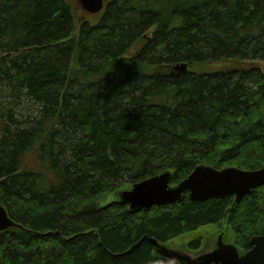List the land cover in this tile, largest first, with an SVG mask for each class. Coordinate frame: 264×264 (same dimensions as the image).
Returning a JSON list of instances; mask_svg holds the SVG:
<instances>
[{
    "label": "trees",
    "instance_id": "obj_1",
    "mask_svg": "<svg viewBox=\"0 0 264 264\" xmlns=\"http://www.w3.org/2000/svg\"><path fill=\"white\" fill-rule=\"evenodd\" d=\"M0 86L39 105L0 121V204L21 226L0 264H168L147 240L126 252L209 226L243 252L264 235V186L233 210L118 200L168 171L176 186L202 164L264 167V0H108L95 23L68 0H0Z\"/></svg>",
    "mask_w": 264,
    "mask_h": 264
},
{
    "label": "water",
    "instance_id": "obj_2",
    "mask_svg": "<svg viewBox=\"0 0 264 264\" xmlns=\"http://www.w3.org/2000/svg\"><path fill=\"white\" fill-rule=\"evenodd\" d=\"M82 8L90 14H98L104 8V0H78ZM181 73L188 70L187 64L177 67ZM172 173L164 172L153 178L133 184L123 190L118 200L129 206L133 213L148 211L154 206H167L179 203L188 193L191 201L206 202L210 199H224L234 196V205L230 210L240 205L242 200L251 192L264 186V167L255 171H245L237 167L222 170L208 165H199L193 173L177 186H171ZM21 227L12 220L6 208L0 205V233L11 228ZM204 233L207 244L199 252H186L187 242L183 244L164 245L154 238H143L129 249L126 254L138 249L145 240L150 242L155 254L168 259L171 264H264V235L251 239L252 249L243 253L236 246L230 234ZM216 241L212 250L211 244Z\"/></svg>",
    "mask_w": 264,
    "mask_h": 264
},
{
    "label": "rangeland",
    "instance_id": "obj_3",
    "mask_svg": "<svg viewBox=\"0 0 264 264\" xmlns=\"http://www.w3.org/2000/svg\"><path fill=\"white\" fill-rule=\"evenodd\" d=\"M69 4L72 6L74 13L82 20H89L95 23L96 18L90 17L86 14L81 7L78 5L77 0H68ZM79 20V19H78ZM39 105L31 100L25 93L16 91L10 87L0 86V121L5 120L6 123L13 124L12 127L16 125H22L27 120L30 122L34 118L38 117ZM12 119L10 121L9 119ZM28 123V122H27ZM25 125V124H23ZM31 159V156L28 157ZM210 231H215L213 227L209 229ZM203 233H208L202 231ZM193 238V235H188L180 237L170 242L173 244H183L188 242Z\"/></svg>",
    "mask_w": 264,
    "mask_h": 264
}]
</instances>
